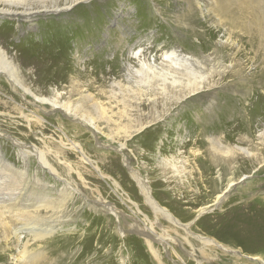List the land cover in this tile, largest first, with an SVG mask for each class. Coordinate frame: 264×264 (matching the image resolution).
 <instances>
[{
    "label": "rangeland",
    "instance_id": "obj_1",
    "mask_svg": "<svg viewBox=\"0 0 264 264\" xmlns=\"http://www.w3.org/2000/svg\"><path fill=\"white\" fill-rule=\"evenodd\" d=\"M206 1L83 0L60 15L36 16L39 25L21 36L11 34L8 19L0 24L30 63L32 74H26L27 86L43 97L57 92L60 99L73 101L76 95L72 91L79 84L83 93L105 104L107 99L99 91L108 92L117 81L125 80L121 63L129 58V49L139 44L158 54L161 46L181 47L187 56L210 57L203 64L206 69L211 65L222 67L211 73L215 80L211 95L196 99L182 113L172 112L152 134L142 136L145 130L130 137L119 152L116 147L122 140L108 137L104 123L100 122L101 130L96 132L66 117L59 108L38 103L39 110L24 99L25 105L37 109L36 114L43 119L33 127V140L31 134V138L26 137L25 126L9 127L8 115L23 123L18 115L0 109L3 133L36 144L54 170L40 169L37 160L36 164L29 162L28 177L36 167V177L50 183L47 191L36 187V192L42 198H51L47 199L50 205L58 203L53 198L60 199L51 187L57 191L66 187L79 198L62 208H52L60 213L57 215L42 209L33 226L36 234L43 237L24 238L27 251L44 255L41 264H175L172 260L178 261L176 252L184 264H259L237 254L242 252L264 259V166L256 171L254 156L259 152L264 158V137L260 139L258 135L264 129V51L254 36L255 29L249 31L236 9L229 11V19L236 27L230 35L232 44L220 45L225 33L213 14L215 9ZM49 17L52 20H44ZM74 55L85 71L77 66ZM238 66L241 73L237 72ZM0 79L6 81L1 76ZM192 110L196 111L191 114ZM208 135L221 136L223 144L240 148L234 150L238 167L235 178L250 175L225 193L224 200L215 207L210 205L225 183L214 184L215 168L205 139ZM68 140L78 144L81 152L70 148ZM0 143L8 161L20 171L22 163L17 162L16 151L7 145L6 138ZM195 151L201 156L196 158ZM170 157L176 159L177 172L163 165V160ZM127 166L148 182L160 210L181 225L191 224L188 231L156 215ZM179 166L185 167L184 172H179ZM222 176L224 181L226 173L222 172ZM205 206H210L208 211L196 218L197 211ZM152 235L171 237V256L164 246L153 242ZM203 237L237 251L225 254L217 245L202 243ZM13 245L5 244L0 237V264H12L11 256L21 252Z\"/></svg>",
    "mask_w": 264,
    "mask_h": 264
},
{
    "label": "bare ground",
    "instance_id": "obj_2",
    "mask_svg": "<svg viewBox=\"0 0 264 264\" xmlns=\"http://www.w3.org/2000/svg\"><path fill=\"white\" fill-rule=\"evenodd\" d=\"M80 1L83 0H0V24H4V20L8 19V22H11L12 26L11 34L13 33L14 36H21L24 31H34L36 29V24L40 21L36 16L42 17L53 13L60 15L61 11L65 13ZM206 2L211 8L213 7L215 9L213 14L217 18L219 27L222 28L225 33V41H220V45L227 46L232 44L230 35L231 31L236 27L234 26V21L231 22L229 19V11L236 9L242 23L247 24L249 31L251 32L255 29L254 36L260 48L264 51V0H207ZM190 11L189 13H192ZM44 20L49 21L52 19L49 17ZM2 28L3 29H0V76L6 78V81L0 79V109L4 111L3 113L18 115L23 123L14 119L13 115H8L10 119L9 127H12V125H15V127L25 126L28 133L26 134L27 136H25L29 138L32 136L33 140H36V132H34L33 127L36 125V121L40 123L43 120L36 114L37 109L41 110L38 103H46L51 106V109L59 108L66 117L70 116L73 120H77L79 124L91 126L96 132H100L101 129L99 125L104 123L107 128L106 133L108 137H113L112 139L117 141L122 140V143L117 144L118 146L116 147V150L119 152L126 146V140L130 137H134L145 130H147V132H143L142 136L152 134V132L157 129L159 123L172 112L182 113L184 109H189L187 106H190L196 99L199 100L204 95H209V93L211 95V89H213L215 85V80L211 73L222 68L215 65H211L210 69L204 68L203 64L205 63V59L207 60L210 57L200 56L199 59L193 57L194 55L187 56L188 54L180 50L181 47L180 49H176V47L167 49L161 46L159 49L160 53L158 54L157 52H153L150 47L142 46L138 43L140 46L136 47V49L131 47L128 53L129 58L121 63L122 74H124L123 77L125 80L117 81L115 87L108 92L104 90L99 91V94H103L107 99L105 104L99 103V101H97L98 99L96 100L90 94L83 93L82 90H80L81 87L79 84L74 86V90L72 91V93L76 95V99L73 101L70 98L60 99V94L57 92L43 97L33 93L27 86L26 74H32L30 63L25 59V52H23V49L17 44H12L8 39V35L10 34L9 31L4 27ZM239 32L242 31L239 29ZM11 46H13V48H11ZM74 56L77 66H80L81 61L79 62L76 55ZM111 63H113V61H111ZM80 68L83 71L86 69V67L82 65ZM236 69L238 73H241L239 66ZM110 74L112 73L110 72ZM75 82L80 83L77 81ZM210 90L211 92H209ZM105 97L103 98L105 99ZM24 99L29 105L37 109L34 110L28 107L27 103L25 105ZM28 99H30V101H28ZM195 105L196 104H194V108ZM193 111L196 110H192L191 114ZM0 115L3 114L0 112ZM195 117L197 118V114H195ZM40 119L42 120L40 121ZM152 127L153 129L148 130ZM12 130L17 131L16 129ZM258 135L260 139L263 138L264 129ZM5 138L7 140V145L16 151L15 156L17 157V162L22 163V168L20 171L15 170L14 164L9 162L5 156L6 151L0 146V237L5 244L13 242L15 250H18L19 247L21 249L20 253L11 256L12 264H41V261L44 260V255H42L40 251H37V254H32L29 250L27 251L26 243L23 244L24 238L43 237L42 235L38 236L36 234V226H33L37 218L40 217L39 215L42 209L45 211H52L57 215L60 213L53 211L52 208H62L69 202H73L79 198L71 189L68 191L66 187L61 189V191H57L56 188L51 187L54 193L60 195V199H57L58 197L53 198L58 201V203H54V205H58V207L52 204L50 205L47 199L52 200L51 198H42L40 196L41 194L36 192V187H38V190L47 191L46 189L50 186V183L45 178L41 179L36 177V167H34L35 171L32 176L28 177L27 175L29 162L33 161L36 164V160L40 169L54 172L45 160L44 154L36 149V144L24 143L17 137L6 132L3 133L0 129L1 142H5ZM221 138V136H205L208 142V157L215 168L216 176L214 184L222 185L225 183V188L221 189L215 196L210 205L211 207H215L222 202L225 198V193L233 186L238 183L240 184V182L250 177V175H240L238 178H235L234 171L238 169V167L235 160L236 157L234 156V150H240V148H232L230 145L223 144L225 142L222 143ZM68 141L71 143L70 148H74L81 152L78 144L71 140ZM64 149L66 150V148ZM240 153L243 152L240 151ZM193 154L196 158L201 156L198 151L193 152ZM60 155L61 154L58 156L61 158ZM254 156L257 161V171L264 166V158L261 157L259 152L255 153ZM56 158L58 159V157ZM124 161L126 163V160ZM175 161L176 159L174 157H170L163 160L164 164H162L166 167H171L174 172H177L178 169L176 167L178 164L176 166ZM183 162L185 165V161ZM128 168L137 186H139L141 193L145 197V201L149 202L151 208L155 210L156 215H158V217L161 215L169 219L171 223L176 226L181 225L174 217V219L172 216L170 217L165 210H160V207L154 203L151 197L148 182L140 177L138 172L132 170L130 166H127V169ZM184 168V166H181L179 172H184ZM222 172L226 173L224 181ZM99 203L103 202H98V204ZM209 207L205 206L197 211L196 218L207 212ZM110 212L114 211L111 209ZM189 225L191 224H184L181 226L183 230L188 231L187 228H189ZM142 233L145 235L148 234ZM154 236V239H152L153 242H158V244L164 246L166 254L171 256L168 243L171 237L168 236L165 239L163 236L159 238ZM191 236L195 237V235ZM200 240L202 243L219 246L220 250L225 254H235L237 251L231 250L230 248L228 249L223 244H216L214 240L209 238L203 237L204 241L202 238ZM149 246L150 250H153V247L151 245ZM237 254H242L241 256L253 262L264 264V259L256 254L246 255L243 252ZM176 255L178 261H172L175 264H184L183 258L177 252Z\"/></svg>",
    "mask_w": 264,
    "mask_h": 264
}]
</instances>
